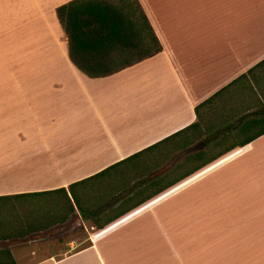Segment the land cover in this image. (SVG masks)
Wrapping results in <instances>:
<instances>
[{
	"label": "crops",
	"instance_id": "1",
	"mask_svg": "<svg viewBox=\"0 0 264 264\" xmlns=\"http://www.w3.org/2000/svg\"><path fill=\"white\" fill-rule=\"evenodd\" d=\"M71 1L0 0V197L67 189L141 152L264 60V0H138L162 51L89 79L56 17ZM240 218L264 219V136L102 231L80 219L78 234L0 250L16 264H158L161 251L177 264L193 234Z\"/></svg>",
	"mask_w": 264,
	"mask_h": 264
},
{
	"label": "trees",
	"instance_id": "2",
	"mask_svg": "<svg viewBox=\"0 0 264 264\" xmlns=\"http://www.w3.org/2000/svg\"><path fill=\"white\" fill-rule=\"evenodd\" d=\"M70 63L89 79L112 76L162 47L138 0H73L56 9ZM264 60L194 108L195 122L67 189L0 197V242L65 224L77 213L102 231L228 154L264 136V106L236 105ZM253 110V111H252ZM167 172L151 176L198 143ZM0 264H16L0 250Z\"/></svg>",
	"mask_w": 264,
	"mask_h": 264
},
{
	"label": "rangeland",
	"instance_id": "3",
	"mask_svg": "<svg viewBox=\"0 0 264 264\" xmlns=\"http://www.w3.org/2000/svg\"><path fill=\"white\" fill-rule=\"evenodd\" d=\"M246 86L248 90L236 99V105L250 106L253 110L260 107L259 102L264 106V67L255 72ZM219 230L217 234L197 233L189 237L185 242L190 249L178 250L177 264H264V219H224ZM90 233L93 236L97 232ZM55 238L48 242L56 241ZM158 264H174L168 251H161Z\"/></svg>",
	"mask_w": 264,
	"mask_h": 264
},
{
	"label": "water",
	"instance_id": "4",
	"mask_svg": "<svg viewBox=\"0 0 264 264\" xmlns=\"http://www.w3.org/2000/svg\"><path fill=\"white\" fill-rule=\"evenodd\" d=\"M203 149V144L200 142L193 147L181 152L173 159H171L166 166H164L160 171L156 172L151 176V178L158 177L159 175L170 170L176 163L181 161L188 155L194 154ZM82 228V221L79 217H74L70 221L65 224L58 225L42 231L40 233H35L25 237L26 241H47L49 239H54L55 237H60L66 234L74 233L76 230H80ZM24 239V238H23Z\"/></svg>",
	"mask_w": 264,
	"mask_h": 264
}]
</instances>
